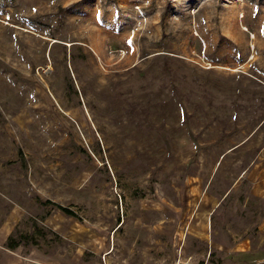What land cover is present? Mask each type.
I'll use <instances>...</instances> for the list:
<instances>
[{
    "label": "rangeland",
    "instance_id": "374dc122",
    "mask_svg": "<svg viewBox=\"0 0 264 264\" xmlns=\"http://www.w3.org/2000/svg\"><path fill=\"white\" fill-rule=\"evenodd\" d=\"M0 264H264V0H0Z\"/></svg>",
    "mask_w": 264,
    "mask_h": 264
},
{
    "label": "bare ground",
    "instance_id": "6f19581e",
    "mask_svg": "<svg viewBox=\"0 0 264 264\" xmlns=\"http://www.w3.org/2000/svg\"><path fill=\"white\" fill-rule=\"evenodd\" d=\"M243 17H244V16H240V18H243ZM233 32H234L235 34H236V32L238 33L236 27L233 28ZM246 32H248V29H247L246 27H244V28H243V31H241V34H239V35H240L239 38H241L242 40H247ZM242 34H243V35H242ZM251 39H252V41H255V40H256V37L252 34V35H251ZM252 48L255 49V51H256V48H255V44H254V43L252 44ZM254 55H255V54H254ZM251 59L254 60V59H255L254 56L251 57ZM211 68H212V67H211ZM235 71H237V70H235Z\"/></svg>",
    "mask_w": 264,
    "mask_h": 264
},
{
    "label": "trees",
    "instance_id": "16d2710c",
    "mask_svg": "<svg viewBox=\"0 0 264 264\" xmlns=\"http://www.w3.org/2000/svg\"><path fill=\"white\" fill-rule=\"evenodd\" d=\"M58 209L61 210L63 213H65L66 215L68 216H71V217H76V214L75 212H73L71 209L69 208H65L63 206H60V205H57ZM12 243V242H11ZM18 246V244H15V245H12L10 246L11 249H15L16 247Z\"/></svg>",
    "mask_w": 264,
    "mask_h": 264
}]
</instances>
